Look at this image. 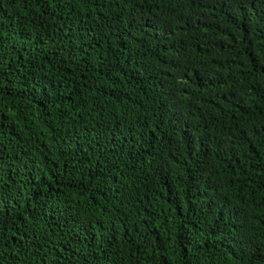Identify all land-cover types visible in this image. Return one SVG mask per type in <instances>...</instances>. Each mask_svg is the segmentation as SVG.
Here are the masks:
<instances>
[{
	"label": "trees",
	"instance_id": "16d2710c",
	"mask_svg": "<svg viewBox=\"0 0 264 264\" xmlns=\"http://www.w3.org/2000/svg\"><path fill=\"white\" fill-rule=\"evenodd\" d=\"M0 264H264V0H0Z\"/></svg>",
	"mask_w": 264,
	"mask_h": 264
}]
</instances>
